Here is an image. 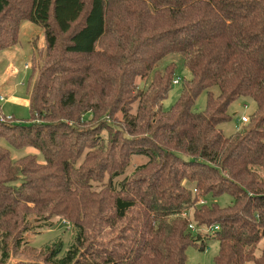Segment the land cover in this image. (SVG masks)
I'll return each mask as SVG.
<instances>
[{
	"label": "trees",
	"instance_id": "16d2710c",
	"mask_svg": "<svg viewBox=\"0 0 264 264\" xmlns=\"http://www.w3.org/2000/svg\"><path fill=\"white\" fill-rule=\"evenodd\" d=\"M22 20L44 48L29 119L0 108V264H187L207 247L191 221L218 226L215 264H264V0H0V50ZM168 55L190 77L163 110ZM241 97L257 107L228 136ZM52 218L71 242L34 256Z\"/></svg>",
	"mask_w": 264,
	"mask_h": 264
},
{
	"label": "rangeland",
	"instance_id": "374dc122",
	"mask_svg": "<svg viewBox=\"0 0 264 264\" xmlns=\"http://www.w3.org/2000/svg\"><path fill=\"white\" fill-rule=\"evenodd\" d=\"M43 48L44 37L42 26L22 20L20 22L18 43L12 47L0 50V96L3 97V100H0V108L3 116L13 115L15 119L23 122L29 119V86L32 84V80L35 79L36 74L34 72L41 63ZM171 60H174L176 63L174 78H178L179 81L171 86L167 97L162 102L163 110L170 109L177 101L184 81L190 77L184 62L175 55L166 56L159 64V68L162 69ZM31 75L32 80L29 82ZM137 83L141 85L143 84V80L138 79ZM207 103V94L203 93L197 99V108L205 110ZM256 107L257 104L253 99L241 97L229 106L231 119L222 123L220 128L228 136L236 133L238 129L243 128V126H246L245 124L251 122V115L254 113ZM244 116L248 117V122L246 123L242 122ZM0 145L4 147L8 146L3 140H0ZM23 153L36 154L39 160L42 161L41 154L38 151L31 150V148L26 149ZM19 155V153L15 154L16 157ZM142 159V157L134 156L132 162L134 161V163L139 164L142 162ZM232 201L233 197L228 193L218 198L221 206H228ZM199 203H201L200 200ZM50 222L52 224L51 227L41 230L34 235H31V233L27 234V237L31 239V244L37 248L34 256L43 249L45 244L52 241L61 239L64 248L71 242V228L66 225L68 224L67 220L64 219L62 221V219L52 218ZM191 223L197 226L196 222L191 221ZM205 227L201 226L200 228ZM202 231V240L207 243V247L205 250H201L199 246L190 245L186 250L187 264H215L214 258L219 251V242L214 238L213 231H209L208 233L206 230L202 229Z\"/></svg>",
	"mask_w": 264,
	"mask_h": 264
},
{
	"label": "built area",
	"instance_id": "2783aa9c",
	"mask_svg": "<svg viewBox=\"0 0 264 264\" xmlns=\"http://www.w3.org/2000/svg\"><path fill=\"white\" fill-rule=\"evenodd\" d=\"M178 81H179V79L176 78V79L173 80V83L176 84V83H178ZM0 100H3V97L0 96ZM10 118H11V115H9V116H5L4 119H10ZM242 122H243V123L248 122V117H247V116H244V117L242 118ZM200 201H201V203L204 202V200H200ZM183 216H186V214H183ZM188 228H189L190 231H192V232H194V233H202V232H203L202 229H203V230H206L207 233H208L209 231H213V233H214V231L218 229V226H216V227H214V228H209V227L200 228V227H197L196 225H194L193 223L190 222L189 225H188Z\"/></svg>",
	"mask_w": 264,
	"mask_h": 264
},
{
	"label": "crops",
	"instance_id": "0c3cea01",
	"mask_svg": "<svg viewBox=\"0 0 264 264\" xmlns=\"http://www.w3.org/2000/svg\"><path fill=\"white\" fill-rule=\"evenodd\" d=\"M33 148H31V150H32ZM33 150H35V149H33ZM36 151V150H35Z\"/></svg>",
	"mask_w": 264,
	"mask_h": 264
}]
</instances>
